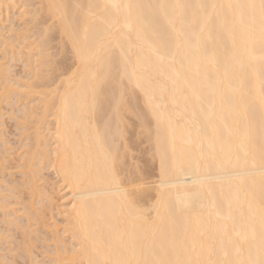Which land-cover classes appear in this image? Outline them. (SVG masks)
<instances>
[{
  "label": "bare ground",
  "instance_id": "obj_1",
  "mask_svg": "<svg viewBox=\"0 0 264 264\" xmlns=\"http://www.w3.org/2000/svg\"><path fill=\"white\" fill-rule=\"evenodd\" d=\"M3 8L32 35L7 26L1 55L34 70L15 85L0 64L22 136L17 155L0 137V264H264V0ZM55 33L72 66L51 60ZM46 168L69 196L60 230Z\"/></svg>",
  "mask_w": 264,
  "mask_h": 264
},
{
  "label": "rangeland",
  "instance_id": "obj_2",
  "mask_svg": "<svg viewBox=\"0 0 264 264\" xmlns=\"http://www.w3.org/2000/svg\"><path fill=\"white\" fill-rule=\"evenodd\" d=\"M19 4V5H18ZM17 5H18V10L19 11H21L22 9V7L20 8V3L17 1ZM17 7V6H16ZM4 11H5V13H4ZM9 10H4V8H3V11H1V14H5V17H4V14L2 15L3 17H0V18H2L1 19V21H0V25L2 26V21H3V23H4V25L6 26L5 28V30L4 29H2V30H4V31H0V37H2V35L7 39L8 37H9V35L11 34V33H13L14 31L15 32H21V31H23L24 29H28V28H26V27H28L29 26V24H30V26H29V29L31 28V23H22L23 21V19H22V17L23 16H21L20 15V12H18L17 11V9H10V13L8 12ZM19 13V15H18V13ZM6 13H8V14H6ZM14 13V14H13ZM6 16H7V18H6ZM21 16V17H20ZM21 18V19H20ZM23 18H25V17H23ZM4 19H5V21H4ZM7 19V20H6ZM26 19H24V21H25ZM28 22V21H27ZM48 25L51 23L50 21H48V22H46ZM26 25H28V26H26ZM0 26V27H1ZM7 26H10V27H13L12 28V30H14L13 32H11V28H10V30H9V27H7ZM26 26V27H25ZM45 26H46V24H45ZM2 27H4V26H2ZM21 28V30H20V28ZM24 27V28H23ZM17 28H18V30H17ZM1 29V28H0ZM17 30V31H16ZM31 30V29H30ZM10 31V32H9ZM1 32H3L2 33V35H1ZM26 34H28L27 36H29V35H32V30H31V32L29 33V31H28V33H26ZM56 34V33H55ZM58 34H56V36H57ZM12 36V35H11ZM10 36V37H11ZM58 36H60V35H58ZM57 36V38L55 37V35H54V38L52 39V41L53 42H51V43H53V44H51L50 43V45L52 46V48H53V45H54V48L52 49V48H50L49 49V54H50V56H51V60L53 61V59H54V64H58V66H62V65H64V66H66V67H64V68H67V66L69 67V66H72V64H73V62L72 61H74V60H72V59H70V58H73V57H70V54H71V52L68 54V52L70 51L69 49H68V43H67V41H66V39L65 38H63L62 36H61V38L60 37H58ZM2 38V40L4 41V39L5 38ZM30 38H32V37H30ZM20 39V38H19ZM9 39H7V41H8ZM11 40L14 42V45H11V46H15V47H17L18 46V42H22V40H19L18 42H16L15 43V38H12L11 37ZM30 41H32V39H29ZM1 41V40H0ZM12 41H10V42H12ZM5 42V41H4ZM2 43V42H1ZM5 43H8V44H11V43H9V42H5ZM22 43H20L19 45H21ZM1 45V44H0ZM17 45V46H16ZM18 48H19V46H18ZM14 48H12V50H13ZM52 49V50H51ZM1 50H2V46H1V49H0V64L2 63V62H6V66L8 67H6V66H4L3 68L5 69V67H6V69L8 70V69H10V70H5V71H7L8 73H5V72H2L3 73V78L5 77V79H7V77L9 78V80L11 81V83L13 82V81H15V85L18 83V81L20 82L21 80V82H27L31 77V73L33 72L32 70H34V67L32 66V64H31V66H30V64H29V66L31 67V70H29L28 68L26 69V67H28V65H24L22 62H23V59L22 58H20V56H16L17 55V52L16 53H14V54H16V55H14V57H13V55H11V56H8V55H6V54H8V53H6L5 54V56L4 57H2L3 55H1L3 52H1ZM15 50H19L20 51V49H15ZM69 50V51H68ZM32 52H33V49L31 50ZM14 52V51H13ZM31 52V53H32ZM53 52V53H52ZM19 53V52H18ZM35 53H37V52H35ZM34 53V54H35ZM11 54V53H10ZM9 54V55H10ZM13 54V53H12ZM53 54H55V56H53ZM72 55V54H71ZM35 56V55H34ZM34 56H33V58H34ZM12 57V59L10 60V58ZM15 57H17V59L15 58ZM21 57H23V56H21ZM4 58H5V60H4ZM32 58V59H33ZM36 58V57H35ZM34 58V59H35ZM63 58H65V60L63 59ZM20 59H21V61H20ZM58 61H57V60ZM61 59V60H60ZM68 59V60H67ZM56 60V61H55ZM69 60H71L70 61V63H69ZM32 61H34V60H32ZM31 61V59H30V62H32ZM60 61V62H59ZM65 61V62H64ZM67 61V62H66ZM57 62V63H56ZM62 62H64L63 64H62ZM33 63V62H32ZM68 63H69V65H68ZM72 63V64H71ZM2 64H4L5 65V63H2ZM24 66V67H23ZM29 67V68H30ZM63 67V66H62ZM33 68V69H32ZM55 68V70L53 71V72H55L56 74H58L57 73V70H56V67L54 66L53 67V69ZM59 68V67H58ZM71 68V67H70ZM59 69H61V68H59ZM27 70H29V72H27ZM10 71V72H9ZM32 71V72H31ZM61 71V70H60ZM0 72V76L2 77V73ZM31 72V73H30ZM9 74V75H8ZM30 75V76H29ZM62 77V76H61ZM29 78V79H28ZM15 79H17V80H15ZM24 79V80H23ZM27 81H26V80ZM4 80V79H3ZM8 80V81H9ZM2 80L0 79V82H1ZM6 83H7V81H6ZM9 83V82H8ZM0 85H2V84H0ZM2 87V86H1ZM0 87V88H1ZM54 87V85H51V88H50V86H49V89H52ZM42 88V87H41ZM41 88H39V90L38 91H40L41 90ZM36 89H35V91H36ZM42 89H44V88H42ZM46 89H47V87H46ZM2 89H0V91H1ZM45 90V89H44ZM38 91H36L37 93H38ZM0 93H2V91L0 92ZM34 95L35 96H37L36 95V93L34 92ZM33 98V97H32ZM3 99V98H2ZM1 98H0V114H2L1 116H0V137H2L1 139L3 140V139H8V140H10L9 141V143H11V144H9V145H11V146H13L12 147V150H14V153L17 155V153H20V147L18 148V146H21V138H22V136L18 133V132H20V130H18L19 129V124L17 123V124H15L16 122H18V120H19V112L17 111V113H16V111L14 110V108L13 107H15V109L17 110V108H20V107H18L19 105H21V102H17L19 105L17 106V103H16V101H14V99H11V100H13V101H11L12 102V105H11V102H9L10 101V99H8L7 101H1L2 100ZM4 100V99H3ZM29 100V99H28ZM31 100V99H30ZM35 101L36 102H38L36 99H35ZM35 101H34V99H33V101H31V104H33V105H35L36 103H35ZM4 102V103H3ZM6 102H8L9 104H7ZM24 103V101H22V104ZM35 103V104H34ZM13 104H15V105H13ZM26 104V103H25ZM24 105V104H23ZM22 105V106H23ZM32 105V106H33ZM21 106V107H22ZM36 106H37V104H36ZM34 107V106H33ZM36 108V107H35ZM12 110H14L15 112H14V115L16 116L17 114V118H18V120H17V118L16 117H13L11 114H13V111ZM9 112H11V113H9ZM16 113V114H15ZM10 116H9V115ZM9 116V117H8ZM11 117H13V118H11ZM10 118V119H9ZM16 118V122H14L15 120H13V119H15ZM131 120V119H130ZM134 121V119H132V123L135 125H133V124H131V125H133V128H135L136 127V123L135 122H133ZM130 122V121H129ZM130 125V126H131ZM17 126H18V129H16L17 128ZM132 127H131V129H133ZM2 131H3V133H2ZM5 131V132H4ZM6 131H7V133H6ZM134 131V130H133ZM2 133V134H1ZM18 133V134H17ZM5 134V135H4ZM1 135H3V136H1ZM20 135V136H19ZM139 136V135H138ZM21 137V138H20ZM140 137V136H139ZM141 137H142V135H141ZM141 137L139 138V140H141ZM20 138V139H19ZM18 139H19V141H21L20 143H19V141H18ZM7 140V141H8ZM141 141H143V143L141 144V142L139 143V146H141L140 148H142V151L145 153V155H148V156H145L144 157V154H142L143 152L140 150L139 151V149L137 150V151H139V153H138V155H136L137 156V158L136 157H134V159L132 160V161H134L135 159L137 160L138 159V161H139V163H138V165H141L142 163H143V161L142 160H144V161H147V162H144L145 163V165H147L148 164V160H151V155L150 154H146V152L148 151L147 149H149V148H147V146H148V142L147 141H145L144 139H142ZM147 142V143H146ZM17 144V145H16ZM141 144V145H140ZM9 145H7V146H9ZM11 146L9 147L10 149H11ZM16 146V147H15ZM138 146V147H139ZM144 147L145 148H147L146 149V151H144L145 149H144ZM14 148V149H13ZM16 149H19L17 152H15L16 151ZM11 151V150H10ZM136 151V150H135ZM134 150H132L131 152H135ZM142 152V153H141ZM8 153H9V151H8ZM15 154H13V152H11V156L12 155H15ZM135 154H137V152L135 153ZM139 154H142V156L140 155L139 156ZM15 155V156H16ZM150 158V159H149ZM136 160L134 161V162H136ZM153 160V159H152ZM142 161V162H141ZM140 162H141V164H140ZM133 163V162H132ZM143 163V164H144ZM150 163V165L152 164V166H153V168L152 167H150V168H152L153 170V172H150L151 173V175H149L150 177H152V178H149L148 177V179L146 180H144V181H142V182H144L143 184H145L146 186H150V185H148L149 183H153L152 181H156V179L158 180V175H157V169L155 168L156 167V163L154 162H149ZM155 164V165H154ZM149 165V164H148ZM147 165V166H148ZM49 169V168H48ZM47 168H46V170H44L43 171V174L46 176V178L47 177H54V174L52 173V174H50V172H49V170L50 171H52L51 169H49L48 170ZM154 170H156V172H154ZM49 172V173H48ZM42 174V173H41ZM49 176H48V175ZM153 175V176H152ZM42 177H43V180H42V182H44V180L46 179L45 178V176H43V175H41ZM157 177V178H155V177ZM50 178V180H48V181H51L52 183H53V180H51V179H54V178ZM56 180V178L54 179V181ZM46 181V180H45ZM47 181V182H48ZM147 181H149L148 183H147ZM151 181V182H150ZM55 183V186H54V184H51V186L53 185V187H51V189L52 188H55V190L54 189H52V190H49V188H50V182H48V183H46L47 184V186H49V188L46 186V185H44V186H46L47 187V189L50 191L49 193H45L44 194V196H45V198H46V196L47 197H49V199H50V201L52 200V201H54L55 202V204H54V206L55 207H53V202L51 201V203H52V205H51V211H53V213L50 211V213H52V218L50 217V218H48L47 219V221L49 220L50 222L49 223H52V222H55L56 221V224H58L57 222H60V221H62V218H63V215H61L59 212H60V209L61 208H65V205L68 203L67 201H69V196L68 195H66L65 197H63L65 194H66V192L64 191L63 192V190H60L61 188L60 187H58V185H57V183H56V181L54 182ZM43 184V183H42ZM49 184V185H48ZM153 185V184H152ZM151 185V186H152ZM46 189V190H47ZM47 190V191H48ZM54 190V192H51V191H53ZM60 190V191H59ZM59 191V192H58ZM47 194V195H46ZM64 194V195H63ZM62 197V198H61ZM64 204V205H63ZM60 205V206H59ZM61 207V208H60ZM55 208V209H54ZM57 208H58V210H57ZM54 209V210H53ZM63 209H61V211H62ZM57 212V213H56ZM56 213V214H55ZM58 214H60V215H58ZM54 215V216H53ZM49 217V216H48ZM58 220V221H57ZM61 225H63L61 222L58 224V227H56L57 229H61L62 228V226ZM48 243V242H47ZM50 243V242H49ZM68 243V242H67ZM68 245H70V244H68ZM67 245V246H68ZM46 259H44V261H45Z\"/></svg>",
  "mask_w": 264,
  "mask_h": 264
}]
</instances>
